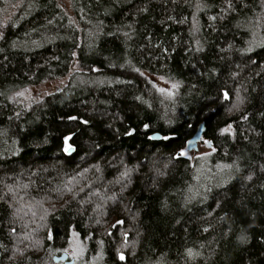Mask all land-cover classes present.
Here are the masks:
<instances>
[{"label": "trees", "instance_id": "trees-1", "mask_svg": "<svg viewBox=\"0 0 264 264\" xmlns=\"http://www.w3.org/2000/svg\"><path fill=\"white\" fill-rule=\"evenodd\" d=\"M18 3L21 7H13ZM209 3L212 4L210 10L197 11L196 0H179L167 5L164 0H132L131 3L128 0L119 3L70 0L71 8L67 12L59 0H0V32L4 34L0 47L5 49L0 53V91L11 96L16 91L66 80L62 88L38 101L26 103L20 97L10 101L0 96V131L6 132L0 136V153L8 157L0 160V180L11 184L12 178L18 177L20 172L43 165L49 171L33 179L46 190L49 180L56 185L87 168L89 170L77 180L91 183L92 189L99 192V196H92V202L83 207L73 202L69 210L61 206L62 202L56 203L54 215H49L45 221L47 228L38 230L44 247L38 253L28 251V261L19 257L9 259L18 237L9 235L11 210L0 201V243L5 246L0 248V264H55L53 258L66 253L70 247L68 241L72 239L73 228L85 249V264H156L158 260H162V264H264V188H253L258 184L255 177L246 188H241L237 178L228 184L231 191L224 200L222 193L226 189L213 187L221 177H212L207 171L211 168L216 172V164L231 163L241 152L253 165L264 163V135L251 136L255 143L241 139L240 131L248 128L249 122L239 121L242 113L228 111L236 99L234 89L240 88V94L248 97L244 111L251 113V126L264 133V119L257 115L264 111V48L256 47L247 55L236 51L246 48L250 40L264 41V6L260 0H243L247 7H241L240 0H236L235 13L223 21L213 22L208 16L218 15L223 0H209ZM58 4L62 7H57ZM145 5L148 13L137 11ZM169 15L176 20L184 17L187 20L158 23ZM194 16L203 26L197 38H207L206 52L196 55L187 52L193 41L189 31ZM128 23L135 29L132 40L117 32L118 27ZM237 23L242 26L237 28ZM213 24L215 30L211 27ZM149 34L151 44L145 39ZM172 37L176 39L173 41ZM12 41L17 42L15 49L11 47ZM157 43L167 48L175 45V51L168 54L171 58L162 55L160 48L153 47ZM229 44L233 45L232 50L219 52ZM219 55L226 59L219 60ZM197 56L208 67L217 68L215 79L200 78L193 73L188 61L196 63ZM250 58L258 63H251ZM110 63L116 66L109 67ZM92 68L100 71H92ZM134 68L162 76L171 83L179 81L180 88L174 99L159 93ZM232 73L238 75L233 79ZM129 80L132 83H121ZM223 90L229 92L230 100L223 98ZM15 111L21 112L19 120L14 117ZM70 115L91 123L68 121ZM9 116L13 119L9 120ZM229 123L237 129L235 141L227 134H220V129ZM144 124L150 126L147 131ZM201 124L206 127L204 139L212 140L217 149L206 162L184 158L171 162L167 176L158 182V187L152 186L149 166L140 163L139 170L131 174V182L123 187L126 183L121 176L124 165L132 168L145 157L158 159L160 166L168 163L181 149H187V142ZM129 129H135L133 136L123 134ZM72 132L79 137H73L77 152L65 156L60 150L62 138ZM45 135L48 142L35 146ZM155 135L160 139H148ZM164 136L173 138L164 140ZM13 141H19L23 148L19 156H11V149L15 147ZM93 141L98 142L100 148L88 152L87 145ZM121 158L124 164L120 163ZM94 164H98L102 172H96L92 168ZM201 166L202 171L198 173ZM57 170H60L59 175ZM198 174L199 180L195 179ZM262 175L256 172V177ZM20 182L26 183V176L21 177ZM200 185L213 187V191L206 201L192 205V210L187 211L183 203L189 194L188 188L195 190ZM3 191L4 186L0 184V194ZM32 195L40 199L44 192L37 194L34 187ZM110 196L117 199H108ZM218 197L223 201L220 207L215 206ZM241 197L247 205L242 211L236 203ZM165 201L167 209L163 206ZM44 206L50 208L48 204ZM125 206L131 208L132 213L139 210L135 221L124 211ZM34 210L37 212L34 222L29 213L23 222L15 225L19 236L41 223L42 211ZM224 211H228L235 223L231 220L221 223L216 219ZM120 219L125 223L113 227ZM23 223L29 224L28 229L22 227ZM204 227L210 230L204 232ZM241 227L250 233L247 245H239L236 240ZM49 229L54 237L52 241L45 239ZM125 232L128 244L122 246ZM187 248L200 255L186 258ZM118 250L124 252L125 261L118 259Z\"/></svg>", "mask_w": 264, "mask_h": 264}, {"label": "snow or ice", "instance_id": "snow-or-ice-1", "mask_svg": "<svg viewBox=\"0 0 264 264\" xmlns=\"http://www.w3.org/2000/svg\"><path fill=\"white\" fill-rule=\"evenodd\" d=\"M116 3H119L120 0H115ZM129 3L132 2V0H128ZM143 2V0H142ZM176 4L179 2V0H164L165 5L168 3ZM187 2V0H185ZM261 5L264 6V0H260ZM241 7H247L246 4L243 3V0H240ZM32 5H29L31 7ZM196 8L197 11H206L210 10L212 7V4L209 3V0H196ZM13 7H21V5L15 4ZM57 7H62L61 5H57ZM138 12L142 13H148L149 9L145 5L143 7L137 8ZM237 11L236 9V0H223V6H220L218 8V15H209L208 19L210 21L216 22L217 20L223 21L227 19V17L235 13ZM187 20V17L182 18L181 20H176L175 17L169 15L166 19H161L158 21L161 25H165L167 21H172L174 23H184ZM70 18V23H71ZM49 24L52 23L51 20L48 21ZM259 23V21H257ZM6 27V25H4ZM242 25L237 23L236 27L240 28ZM213 30H215V24L211 25ZM129 29V31H124L123 29ZM203 26L199 24L198 20L193 17L191 28L189 31V35L193 37L192 43L188 46L187 52L192 53L193 55L201 54L206 52L205 44L207 43V38H197L199 34L202 32ZM33 32L38 31V29H32ZM117 32L121 33L127 40H132L134 38L135 29L133 28L132 23H128L125 25H122L117 28ZM27 35V33H26ZM145 39L149 42V44L152 43V36L146 35ZM176 37H172V40L174 41ZM0 40H4V34L3 32H0ZM33 44H36L38 47L41 46L37 44V41H32ZM248 46L243 49H236L241 55H247L255 50L256 47L264 48V41H256V40H250L247 42ZM11 47L15 49L17 47V42L12 41ZM153 47L160 48L161 54L164 56H168L170 52L175 51V45H173L171 48L167 47H161L160 43L155 44ZM233 49V45L229 44L227 48L221 47L219 49L220 53L229 52ZM5 49L3 47H0V53H3ZM73 56L76 55L75 52L72 53ZM58 59V57H54ZM156 59H160V56H156ZM168 58H171L168 56ZM4 59L6 60L7 57L5 56ZM107 59V57H105ZM219 60H225L226 57L223 55L218 56ZM250 62L253 64H257L258 62L255 59L250 58ZM128 63H131L128 61ZM188 63L191 64V68L193 70V73L197 75L200 78H208V79H215L218 76V71L216 67H208L203 60L199 59V56H197L196 63H191V60L188 61ZM197 64L200 65V67H197ZM109 67H115L116 65L113 63H110L108 65ZM259 66V65H258ZM123 67V65H121ZM237 68H240V65H236ZM92 71H100L98 68H92ZM136 73H138L140 76L144 77L149 83H152V81L149 79V76L140 70V68H134L133 69ZM259 74V73H258ZM232 78L234 79L238 73H232ZM159 79H164V77H159ZM167 83V81H165ZM100 83H103V81H100ZM121 83H132V81H121ZM152 87L156 88V90L161 93L162 95H165L169 99H174L175 92L166 89V88H157L155 83H152ZM193 88L196 87L195 84L192 85ZM172 89L178 90L180 88V82L176 81L172 83L171 85ZM28 89H24L22 91H16L11 96H7L5 92L0 91V96H5L10 101H15L17 97H25V93L28 92ZM236 93V99L235 102L232 103L231 107L228 109L230 113H242L239 117V121L241 122H249V127L246 129H242L240 131V137L243 140H247L249 143H255L254 140L250 139L251 136H262L264 133L257 131L255 127L251 126V121L249 120V116L251 113H248L244 111L245 105L248 102V97L240 94V88L234 89ZM50 94V93H49ZM222 96L225 100H230L231 97L229 95V92L227 90L222 91ZM136 99H141L140 97H137ZM150 106V105H149ZM258 117L264 119V111H259L257 113ZM15 119L19 120L21 118V112L15 111L14 112ZM9 120L13 119V116L8 117ZM37 119H39L37 117ZM255 119V117H254ZM68 121H78L79 124L83 125H89L91 122L87 119H81L78 116L70 115L67 117ZM108 127H111V124L108 125ZM145 131L149 129L148 124L143 125ZM23 131L24 129L21 128ZM117 133L119 132L118 129L115 130ZM247 133V134H245ZM126 136H133L135 134V129H129L123 133ZM220 134L225 135L227 134L229 138L232 140H236L237 138V129L234 127L233 123L227 124L225 127L220 129ZM6 135V132L0 131V136ZM73 137H77V134L75 132L69 133L65 135L62 138V147L61 151L65 154V156H72L73 153L77 152V149L75 147V141L73 140ZM173 137L164 136L162 139L168 140L172 139ZM79 139V137H77ZM149 140H155L157 137L155 136H149ZM69 141H73L72 143H69ZM48 142V137L45 135L42 139L35 142V146L39 147L42 144H46ZM7 143V141H5ZM13 144L15 147L11 149V156H19L20 153L23 151V148L19 146V141H13ZM203 145L206 146L208 149H210V152L200 153L198 156L193 157L189 155L188 151L186 149H181L178 153H176L174 156H172L168 163H164L162 166H160V161L155 158H148L145 157L144 161L138 162V164L133 165L132 168H128L127 165H124V170L121 173V176L125 179L126 183L123 185L124 188L127 187V184L131 182L130 177L133 172H136L139 170V164L143 163L144 165L149 166V170L152 173V186L158 187V182L161 181L163 178L167 176V169L169 168V164L173 161L181 160V158L187 159V160H203L207 161V159L211 156L212 153H215L217 149L213 145L212 140L209 139H203ZM188 147L193 146V141L187 142ZM100 148V144L98 142L93 141L91 144L87 145L88 152L95 151ZM7 151V149L5 150ZM8 157L4 153H0V160H5ZM57 163H61L58 161ZM71 163V161H69ZM120 163L124 164L123 158L120 159ZM52 167L55 169L56 165H52ZM195 167V165H193ZM92 168L95 169L96 172H102L101 167L98 164L92 165ZM203 166L201 168L197 169L198 173H201ZM216 172H213L211 168H208L207 171L211 173L212 177L220 176V180L217 181V183L213 186L217 189L224 188L226 191L222 193V196L224 200L228 199V191H231V189L228 188V184H230L232 181L236 180L237 178L240 179L241 188H246L249 183H251L254 180V177L257 179L258 184L253 185V188L260 187L264 188V175L260 177H256V172L259 171L261 174H264V163H259L256 165H253V163L248 160L245 153L241 152L232 160L231 163H224V164H216L215 165ZM89 169L85 168L82 171L77 172L74 176L70 177L67 181L58 182L56 185H52L51 180L48 181L49 187L44 190L41 189L39 186H37L36 180L33 179V177H39L41 175V172H47L49 169L47 167H44L43 165H39L35 170L32 168L27 169L26 171H22L19 173V176L13 179V183H5L3 180H0V184H3L4 191L2 194H0V201L7 204L10 211V227L8 229L10 236H17L18 237V243L14 246L12 250V255L9 257L11 260H17V258H21L22 261H28L30 260V257L27 256L28 251L36 252L38 253L41 251L44 247L43 242L41 239L38 238V230L39 229H46L47 224L45 221L47 220V217L49 215H54L55 213V206L56 203L62 202V207H67L69 210H71V205L73 202H75L77 205L83 207V205L91 203V197L92 196H99V192L95 189H92L91 183H81L79 180H77V177H83L84 173L87 172ZM59 171L57 170V174L59 175ZM27 178L26 183H21L20 178L25 177ZM211 177H209L210 179ZM99 179V177H97ZM195 179L199 180L200 175L198 174ZM36 187L37 194H39L40 191L44 192V195L40 199H36L35 196L32 195L33 188ZM213 187H209L207 185H200V188H203V191H200V188H196L193 190L192 187L188 188V195L184 198L183 206L187 211H191V206L197 203H202L206 201L209 198V194L212 193ZM91 189V191H87ZM83 194V195H81ZM108 199L116 200L117 197L110 196ZM223 201L218 197L216 200V207H220L221 203ZM122 203V201H121ZM237 204L240 205V210L247 208V205L244 203L243 197H241L238 201H236ZM48 204L50 205V208L45 207L44 205ZM164 208L167 209L168 205L165 201L163 204ZM101 206L98 204L96 205V208L99 209ZM39 208L42 211V215L39 216V220L41 223L36 224L34 228H32L31 231H25L21 236L18 235L17 227L15 226L17 222H23L24 217L28 216L29 213L31 214V217L33 218V222L35 221V218L37 217V212L34 209ZM124 211L128 212L131 216V219L135 221L139 216V210H137L135 213H132L131 208L128 206L124 207ZM209 216L212 215L211 212L208 214ZM204 217H202L203 219ZM216 219L221 223H227L229 220L232 221V223H235V219L231 216H229L228 211H224L223 215H219L216 217ZM253 221L255 220L254 214L252 215ZM99 223V221H96ZM180 221L178 220L177 223ZM125 221L123 219L117 220L116 224L113 225V227H116L117 225H123ZM251 226V225H249ZM22 227L24 229H28L29 224L23 223ZM210 229L209 227H204L203 231L208 232ZM231 231V229H229ZM108 235H112L111 232L107 233ZM139 235V233H137ZM123 235V241L122 246H126L128 244V233L125 232ZM72 239L68 241L70 245H75L76 248L74 249V255L82 256L84 254V247L82 242L78 239L79 233L75 231L73 228L71 233ZM48 241H52L54 239L53 234L51 230L49 229L47 231V235L45 237ZM236 240L239 245H247L250 243L251 236L250 233L243 227L240 228L239 232L236 235ZM100 243H103L101 241ZM20 245H24V247H20ZM5 247L2 243H0V248ZM203 247V245H201ZM118 259L120 261H125L126 256L123 251H117ZM200 253L198 251H194L192 248L186 249V258H192L194 259L196 256H199ZM156 264H162V260H158Z\"/></svg>", "mask_w": 264, "mask_h": 264}, {"label": "rangeland", "instance_id": "rangeland-1", "mask_svg": "<svg viewBox=\"0 0 264 264\" xmlns=\"http://www.w3.org/2000/svg\"><path fill=\"white\" fill-rule=\"evenodd\" d=\"M59 2L61 3V5L64 7V9L67 12L70 11V8H71L70 7V0H59ZM146 74L149 76V79L152 81V83L156 84L157 88H166V89H169V90L177 93L176 89L171 88V85H172L171 82H168L165 79H159V76L150 75L148 73H146ZM165 81H167V83ZM65 83H66V80H57V81L47 82V83H44V84L36 86V87H31L28 89L29 91L25 93V97H20V100L22 102H26V103L32 102L33 100H37V101L41 100L45 96L49 95V93L50 94L54 93L58 89L62 88L65 85ZM187 151H188L189 155L196 157L200 153L210 152L211 150L206 148L202 142L199 145V151L198 152H191L189 150H187ZM75 248H76L75 245H70V247L65 252L69 255L70 260L75 261V264H85L86 263V261H85V249H84V254L82 256H79V255L73 254Z\"/></svg>", "mask_w": 264, "mask_h": 264}, {"label": "water", "instance_id": "water-1", "mask_svg": "<svg viewBox=\"0 0 264 264\" xmlns=\"http://www.w3.org/2000/svg\"><path fill=\"white\" fill-rule=\"evenodd\" d=\"M205 134H206V127H205L204 124H201L198 127L197 132L195 133V135L189 140V141H193V146L192 147H188L187 146V150H189L191 152H198L199 151V145L203 142ZM155 137H157V139H155V140H159L160 139L159 135H155ZM53 262L55 264H60V263H63V264H75V261L74 260H70V257H69V255L67 253H63L60 256H55L53 258Z\"/></svg>", "mask_w": 264, "mask_h": 264}]
</instances>
